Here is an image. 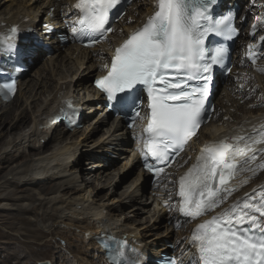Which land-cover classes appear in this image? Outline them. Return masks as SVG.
Listing matches in <instances>:
<instances>
[{"label": "snow or ice", "instance_id": "snow-or-ice-1", "mask_svg": "<svg viewBox=\"0 0 264 264\" xmlns=\"http://www.w3.org/2000/svg\"><path fill=\"white\" fill-rule=\"evenodd\" d=\"M217 2L158 0L154 15L115 48L107 75L95 82L110 102L126 104L135 110L136 117L140 116L139 97L134 92L143 86L149 109L144 129L148 137L143 147L161 162L167 160L169 150L178 155L202 123L210 73L214 65L222 63L226 51L222 46L217 47L207 57L205 38L210 33L231 36L233 31L226 23L231 13L213 18L210 10ZM119 3L120 0H77L74 7L79 12L76 22L79 26H73L72 33L79 38L87 37L93 43L107 38L112 31L110 12ZM14 49L15 45L9 43L5 51L14 53ZM172 72L175 78L169 79ZM181 73L187 80L204 82L186 90ZM2 92L14 93L15 82L0 86ZM231 148L223 140L205 145L196 163L180 177V211L184 216L196 218L217 206L220 189L214 182L218 179L220 185L226 186V177L230 178L237 167L229 161ZM146 166L153 170L151 165ZM238 207L233 205L230 211L196 226L191 246L197 250V256L191 264H264V226L251 214L264 217V204L257 206L246 201L239 211ZM245 221L249 222V229L237 230L233 226ZM114 243L115 248L108 252L110 264H140L139 260H130L125 255L124 241Z\"/></svg>", "mask_w": 264, "mask_h": 264}, {"label": "bare ground", "instance_id": "bare-ground-1", "mask_svg": "<svg viewBox=\"0 0 264 264\" xmlns=\"http://www.w3.org/2000/svg\"><path fill=\"white\" fill-rule=\"evenodd\" d=\"M241 1L246 4L251 2L249 4L253 8V12L249 13V17L251 18L255 14L254 6L258 5L263 0ZM135 2H139V0ZM152 3V0H145L143 2V11L150 12ZM138 13L139 15H142V10ZM131 19L135 20L136 17L132 16ZM251 29L252 32H255L258 35V38L254 42L249 43V45L252 46L255 51L264 49V16L258 18L251 26ZM123 31H127V27H124ZM114 38L117 42L118 35H115ZM67 66L70 70V62L68 60ZM62 68H64L63 61L59 62L57 67H55L54 74L49 72L46 76L43 74H38L37 77V71L32 75L31 78L29 77L28 79L27 77L22 82V89L19 94L20 100H18L19 105H17V109L10 110V107H8L5 110H0V113L2 111L11 112L9 115L7 114L5 118L0 120V143H2V141H4L8 135L18 136L16 140L14 139L13 142L9 143L10 146H13V151L17 153L15 154L12 151L11 153L6 154L10 156V159H7V161L11 162L16 158L23 159L25 157H31L32 155L26 151L28 149H36L37 154H42L44 153L42 151L46 150L45 148L48 143L52 141H58L57 138L54 137L57 130H55L54 127H48L50 113L54 105L57 104L55 103L53 97V90L56 83L63 78L72 79L70 81L75 83V87L79 91L83 89L87 90L89 86L87 80L83 79L82 77L84 72L83 66H80L75 73L72 71H66L62 77L55 76L56 70ZM260 69H264V55L262 63H258L257 65L253 66L252 71L249 73L248 77H252V79H250V81L248 80L249 84H245L243 86V91L245 94L257 96L258 93L261 92V89L264 90V71H260ZM256 82L262 83L261 87H257V89H255L254 86ZM25 85H27V89L23 90V86ZM48 85L54 87L52 90L48 91L50 92V94L47 95L48 97H45V99L37 98L38 100L36 103L29 102L30 100L32 101L35 99L34 96L36 97L41 95L44 97L43 94L44 91H46V87H48ZM257 85L258 84H256V86ZM233 90L236 91L237 89L234 88ZM34 91L35 93L32 95ZM17 97L18 95L16 98ZM25 103L30 106L31 113L29 114H27L24 110H18V108L20 109ZM237 104L238 100L235 98L226 100L227 111H230L232 108L234 110ZM258 106H264V102L253 106L252 111L255 112ZM14 111H17V113L13 114ZM30 115L32 116L33 122L32 120H29ZM9 117H12L11 119H15V123L9 125L8 128L5 127L6 129L1 131V128H3V123L6 121L9 122ZM251 119L252 124L248 129H241L238 131L234 128H229L214 136L209 132L206 133L207 138L211 136H219L236 144L237 151L231 152V157L237 161L238 170L241 171V174L235 175L234 181H239L241 177L242 186L241 191L238 194H236V187L230 186L233 188V191L231 192V197L227 199V202L230 204H233L234 202L238 204L241 209L243 208V204L246 201L249 203H254L257 206L264 204V199H262V197H264V167H262L264 166V162H261V159L264 158V152L262 153L260 147L257 145L260 139H264V114L256 116L252 115ZM229 121L231 123H235L236 120L230 118ZM26 123H29L30 126L26 127L23 125ZM209 126H212V121H210ZM241 137L243 139H238ZM75 140H80V138L78 139V137H69L63 142L66 143V145L60 148H55L54 146V152L52 155L38 161H34L31 164L24 162L21 165L13 168V170H15L14 173L13 170H11L10 173L8 172L7 176L5 175L3 177L4 180L0 178L2 180L0 183V191L9 190L8 194H6V197L11 198L14 194L13 192H16V189H10V187L13 185L24 188L23 191L27 189L30 190V187L36 189H33L34 192L32 193V199L28 200L35 204L28 205L25 210L28 213L32 212L33 216H35L34 220L35 223H38L39 225L37 226L39 231L42 233L46 231L50 232L51 234H55L56 237H58L57 240L65 241V246H62L61 250L66 254H62L57 257L58 264H108L104 258V252L96 242V238L99 235L100 221L98 219L99 213L97 211V204L94 199L91 198V196L87 195L91 193V191L88 190L84 194H80L79 197L77 196L73 199H64L63 196L61 197L59 195L48 198L41 197L42 194L47 195L53 190L51 182L55 179H61V181H63L61 183L64 184L73 180L70 182L71 185L67 186L80 192L86 190L85 185L90 181L87 177L91 175L92 170L90 169L91 171H88V168L81 169V171L84 172V176H81L83 183L85 181L87 182L86 184L84 183V186L77 187L76 181L81 178V174H78L76 171V166H78L79 161L72 159V155L75 152L72 151L74 150V147L71 144ZM87 172H90V174ZM96 179V183H99V178ZM102 179H105V174L102 176ZM253 183H255L254 186ZM40 184L47 185L40 186ZM58 192H60V190H58ZM26 205L27 204H25V206ZM251 214L257 217L258 222H264V217H261L260 214L254 212ZM129 217L130 216H126L125 219L128 220ZM33 247L35 248V246ZM22 261H27V259H23ZM3 262H5L4 264H12L11 262L4 259ZM54 263H56L55 260Z\"/></svg>", "mask_w": 264, "mask_h": 264}, {"label": "rangeland", "instance_id": "rangeland-1", "mask_svg": "<svg viewBox=\"0 0 264 264\" xmlns=\"http://www.w3.org/2000/svg\"><path fill=\"white\" fill-rule=\"evenodd\" d=\"M263 4H264V1L257 8V16H260L262 14L261 11H263V9H262ZM31 77L32 76H30V78ZM28 79H29V77H28ZM256 84H258V85L256 86ZM256 84L254 86L255 89H257V87L258 88L261 87L262 83L256 82ZM53 88L54 87H51L48 85V87H46V91L43 90L44 91V94H43L44 97H42L41 95H38L36 97L34 96V98L35 99H37V98L45 99V97H48L47 95L50 94V92H48V91L52 90ZM255 89H254V91H255ZM34 93H35V91L32 93V95H34ZM261 93H264V90L261 89V92H259L257 96L250 97L249 95H247L245 93L243 94V90H242V94L246 98V101L250 102L251 105H253L257 102H261V100H262V102H264V97L259 95ZM17 98H18V100H20V95H18ZM249 99H250V101H249ZM18 100L15 103H13L14 105L12 104L11 106H9L10 110H16L17 109V105H19ZM32 101L30 100L29 102L33 103ZM18 110H24L27 114L31 113L30 106H28L26 103L23 104L20 109L18 108ZM260 111H262V114H264V107H262V110H260ZM8 113L10 114L11 112L10 111H8V112L4 111V113L3 112H2V114L0 113V120L5 118V116ZM16 113H17V111H14L13 114H16ZM256 115H257V112H256ZM11 118L12 117L8 118L9 122L6 121L3 123V128H1V131H4L6 128L9 127V125L15 123L16 120L11 119ZM29 120L30 121L32 120L31 115H30ZM32 122H33V120H32ZM32 122H31V124H32ZM23 125H25L26 127L30 126L29 123H26ZM25 130H28V129H25ZM17 137L18 136L8 135V136H6L4 141H2V143H0V159H1L0 160V167H1L0 178L2 180H4L3 177L5 175L7 176L8 172L10 173V171L13 170V168H15L16 166H19L24 162L25 163L28 162V164H31L34 161H38L40 159H43L47 156L52 155L54 152V146H55V148H58V147L60 148L64 145H66V143H63V142L65 140H67V138H68L67 136H63L61 138H60V136H58L59 142L58 141H56V142L52 141V142L48 143L47 144L48 147L46 146V148H45L46 150L42 151V152H44V153H42L43 155L37 154L36 149H34V150L28 149L26 151H27V153H30L32 155L31 157H25L23 159L16 158L14 161H11V162L7 161V159H10V156H8L6 154H9L13 151V146H10L9 143L13 142L14 139L16 140ZM79 138L81 140L82 136L78 137V139ZM13 153L16 154L17 152L13 151ZM14 171L15 170H13V173H14ZM76 171L78 172V174H80L79 164H78V166H76ZM80 171H81V169H80ZM88 171H91L90 168H88ZM87 173L90 174V172H87ZM92 173H93V171H92ZM1 179H0V183L2 182ZM88 180H90L88 184H86L87 181L84 182L86 184L85 185L86 190L81 191V192L78 190H74V188L69 187L71 185L70 182L73 180L67 182L66 184L61 183V182H63V181H61V179L52 180L51 185L53 187V190H52L53 192L51 191L47 195L42 194L41 197L42 198H48L51 196H58L59 195L61 197L63 196L64 199H68V198L73 199V198H76L77 196L79 197L80 194H84L86 191L90 190L91 193H89L87 195L91 196V198L94 199L96 204H98L99 202H103L100 204H104V202H106V199L100 193V192H102V190H99V192H98V196H100L99 200L97 199V196H96L97 194H93L94 191L95 192L98 191L97 190L98 186L96 185L94 187V182H97V179L88 178ZM90 183H91V185H90ZM42 185L46 186L47 184H40V186H42ZM67 185H69V186H67ZM76 185L77 186H83L82 178H79ZM254 185H255V183H253V186ZM10 189H16V192H13L14 194L12 195L11 198L6 197V194H8L9 190L0 191V198H2V199H0V216L2 217V218L0 217V255L2 256V257L0 256V264L5 263V262H3V259L11 262L12 264L14 262H15L14 264H39L42 260L50 261L51 263L53 262V264H58L57 263L58 262L57 257L62 255V254H66L61 250V247L65 246V244H64L65 241L57 240L58 237H56L55 234H51L50 232L46 231V232L42 233L41 231H39L38 227H37L39 225H38V223L36 224L35 220H34L35 216H33L32 212L28 213L25 210L28 205L35 204V203H31L28 200L32 199V197H33L32 193L36 189L30 187V190L27 189V190L23 191L24 188L17 187L16 185L11 186ZM21 189H22V191H21ZM58 190H60L61 193L58 192ZM25 196H27V197H25ZM25 204H27V205L25 206ZM126 216H130L128 219V220H130L131 214L127 213L125 215V217ZM54 239H56V240H54ZM33 246H35V248ZM23 259H27V261H22ZM54 260L56 261V263H54Z\"/></svg>", "mask_w": 264, "mask_h": 264}, {"label": "clouds", "instance_id": "clouds-1", "mask_svg": "<svg viewBox=\"0 0 264 264\" xmlns=\"http://www.w3.org/2000/svg\"><path fill=\"white\" fill-rule=\"evenodd\" d=\"M262 9H263V11H262V14L259 16V18L264 16V4H263V6H262ZM254 23H255V22H254ZM254 23H253V24H254ZM254 35H255L256 37L258 36L255 32H254ZM255 52H256V51H255ZM260 53L264 55V49H262V50L260 51ZM253 66H255V65H253ZM253 66H251V71H252V69H253ZM259 95H261V96L264 97V93H261V94H259ZM263 107H264V106H263ZM253 115L256 116V113L253 114ZM261 152L263 153L264 150H263V151L261 150Z\"/></svg>", "mask_w": 264, "mask_h": 264}, {"label": "water", "instance_id": "water-1", "mask_svg": "<svg viewBox=\"0 0 264 264\" xmlns=\"http://www.w3.org/2000/svg\"><path fill=\"white\" fill-rule=\"evenodd\" d=\"M46 263H48V262H46ZM46 263H45V264H46Z\"/></svg>", "mask_w": 264, "mask_h": 264}]
</instances>
